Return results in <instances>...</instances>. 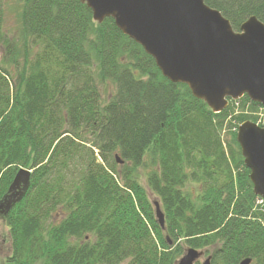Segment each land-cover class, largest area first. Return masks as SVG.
<instances>
[{"label":"trees","instance_id":"obj_1","mask_svg":"<svg viewBox=\"0 0 264 264\" xmlns=\"http://www.w3.org/2000/svg\"><path fill=\"white\" fill-rule=\"evenodd\" d=\"M7 2L0 203L21 168L31 186L0 214L11 248L0 264H177L188 248L212 264H264V202L237 142L243 122L264 127V108L244 96L214 113L80 0H17L20 26L10 36ZM205 2L236 31L251 16L264 23V0ZM109 84L115 91L105 96Z\"/></svg>","mask_w":264,"mask_h":264},{"label":"water","instance_id":"obj_2","mask_svg":"<svg viewBox=\"0 0 264 264\" xmlns=\"http://www.w3.org/2000/svg\"><path fill=\"white\" fill-rule=\"evenodd\" d=\"M80 1L92 10L96 22L113 18L121 32L155 60L165 78L186 84L214 113L225 110L230 99L244 96L264 106V23L257 17L251 16L236 31L221 11L205 0ZM237 142L250 169L253 191L264 199V127L243 122ZM30 186L31 171L21 168L10 194L0 203V214L6 215L20 202ZM154 206L164 229V212L158 201ZM204 254L188 248L177 264H196ZM211 259L209 256L201 264H212ZM239 264H252V259Z\"/></svg>","mask_w":264,"mask_h":264},{"label":"rangeland","instance_id":"obj_3","mask_svg":"<svg viewBox=\"0 0 264 264\" xmlns=\"http://www.w3.org/2000/svg\"><path fill=\"white\" fill-rule=\"evenodd\" d=\"M18 12H19V4L17 0H8L5 6V31L10 36H14V35L16 36V34L18 33L17 31L20 26ZM3 56H4V52L3 49L0 47V60L3 58ZM114 91L115 88L113 84H109V89L107 90V92L104 93V95L107 96L109 94H113ZM146 172H148V169L142 168L140 172L141 176L143 173L145 174ZM141 183L147 188L144 176L141 178ZM192 190L195 193L196 188H192ZM148 194L152 202L156 200V198L149 189H148ZM62 218H63L62 215L60 214L56 215L55 222H59ZM10 252H11V248H10L9 229L4 219H2V217L0 216V262H3L9 256ZM206 258L207 255L201 258L199 264H201Z\"/></svg>","mask_w":264,"mask_h":264},{"label":"built area","instance_id":"obj_4","mask_svg":"<svg viewBox=\"0 0 264 264\" xmlns=\"http://www.w3.org/2000/svg\"><path fill=\"white\" fill-rule=\"evenodd\" d=\"M264 201L262 200V199H260L259 201H258V203H263Z\"/></svg>","mask_w":264,"mask_h":264}]
</instances>
